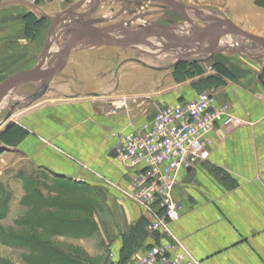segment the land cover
Here are the masks:
<instances>
[{
  "label": "crops",
  "instance_id": "obj_1",
  "mask_svg": "<svg viewBox=\"0 0 264 264\" xmlns=\"http://www.w3.org/2000/svg\"><path fill=\"white\" fill-rule=\"evenodd\" d=\"M231 1L245 28L264 38V0ZM54 2L0 0V86L40 65ZM86 51L59 60L49 68L56 69L51 77L18 86L13 94L25 105L12 115L25 131L21 154L41 171L80 178L100 193L106 215L92 220L96 232L67 239L83 251V264L129 263L154 241L143 210L104 181L123 187L130 181L129 168L111 155L118 142L111 133L140 128L161 107L192 100L204 89L217 106H229L230 117L212 133L209 156L179 173L175 197L183 213L171 229L202 264H264V88L256 65L240 57L207 85H196L198 78L163 81L150 69L138 88L127 72L109 71L105 59ZM144 95L150 100L140 102Z\"/></svg>",
  "mask_w": 264,
  "mask_h": 264
},
{
  "label": "rangeland",
  "instance_id": "obj_2",
  "mask_svg": "<svg viewBox=\"0 0 264 264\" xmlns=\"http://www.w3.org/2000/svg\"><path fill=\"white\" fill-rule=\"evenodd\" d=\"M236 3L229 0H57L48 5L51 35L45 48L56 51L44 52L40 64L53 62L71 44L91 39L89 34L82 35V31L101 32L96 38L114 36L128 40L122 29L126 28L140 39L141 48L107 43L93 46L86 53L105 59L109 71L115 74L127 72V79L137 80L138 88L146 83L150 69L156 70L163 81L170 79L177 84L198 78L196 85H207L226 74L227 64L243 57L256 65L259 75L264 67V46L240 33H228L214 46L188 50L177 45V39L183 45L190 38L192 29L201 38L228 23L257 36L236 15ZM127 91L132 93L133 88ZM7 95L0 105V264L50 263L47 246L51 243L63 254H75V251L83 264L87 262L83 251L67 239L96 232L98 227L90 222L106 215L100 193L80 178L41 171L32 159L21 154L19 134L25 131L13 121L14 116L4 125L1 123L9 114H17L25 103L18 104L19 95L12 91ZM142 98L140 102L150 100L145 95ZM39 254L43 257L39 258Z\"/></svg>",
  "mask_w": 264,
  "mask_h": 264
},
{
  "label": "built area",
  "instance_id": "obj_3",
  "mask_svg": "<svg viewBox=\"0 0 264 264\" xmlns=\"http://www.w3.org/2000/svg\"><path fill=\"white\" fill-rule=\"evenodd\" d=\"M17 1L35 6L57 0ZM229 117L228 105L217 106L214 94L202 91L192 100L161 107L140 128L111 133L118 141V159L129 168L130 181L126 187L104 181L143 210L146 231L154 240L141 255L119 264H202L171 229L183 213V204L175 197L178 175L209 156L212 133Z\"/></svg>",
  "mask_w": 264,
  "mask_h": 264
},
{
  "label": "water",
  "instance_id": "obj_4",
  "mask_svg": "<svg viewBox=\"0 0 264 264\" xmlns=\"http://www.w3.org/2000/svg\"><path fill=\"white\" fill-rule=\"evenodd\" d=\"M122 29L127 33L128 40L120 39V38H114V36H105L104 38H96L97 36H99V34L101 32L91 33L90 31H82L81 32L82 35L89 34L91 39H89L88 41L79 43V44L74 43V44H71V45L65 47L64 50H62L60 52L58 57L53 62L45 61L44 63L40 64L35 69L26 73L25 75L18 78L17 80L5 83L2 86H0V105L2 104V101H3L2 97L8 92H11V91L13 92L14 90H16V88L18 86H20L24 83L30 82V81L42 80V79L51 77L56 72V69L48 70V69H45V67L46 66H48V67H54L55 66L56 67L59 60L66 59L68 56H70L75 51L89 49L93 46H98V45L107 44V43L114 44V45H120V46H124V47H128V46L132 47V46L136 45L137 48H141L140 46H138L140 44V39L133 32L128 31L126 28H122ZM110 31H113V30H108V32H110ZM192 32H193V34L190 36V38L185 39L186 41L183 45L181 44L180 39L179 40L177 39V45H179L182 49H188V50H192L198 46H200V47L209 46V45L214 46V45H217L219 43L220 37L225 36L228 33L237 32V33H240L241 35L247 37L248 39L264 46V38L253 35L247 31L243 30L242 28H240L239 26H237L234 23L225 24V26L223 28L217 30L216 32H214L212 34L204 35L201 38H198L196 36V34H195L196 30L192 29ZM238 51H240V49H238ZM258 80L264 88V67L262 69V72L258 75ZM108 109H110V107H108ZM11 116L12 115L9 114L1 124L4 125L11 118ZM2 148H4V147H2ZM111 155L116 156L117 155L116 151L113 150Z\"/></svg>",
  "mask_w": 264,
  "mask_h": 264
},
{
  "label": "trees",
  "instance_id": "obj_5",
  "mask_svg": "<svg viewBox=\"0 0 264 264\" xmlns=\"http://www.w3.org/2000/svg\"><path fill=\"white\" fill-rule=\"evenodd\" d=\"M47 251L50 252L51 259H50V263H46V264H53V263L55 264H81V260H79V258L75 256L76 255L75 251H74L75 254H73L72 252H69V254L68 253L63 254V252L60 251L59 248L55 247L52 243H51V246H47ZM38 257L41 258L43 257V255L39 254ZM41 264H44V263H41Z\"/></svg>",
  "mask_w": 264,
  "mask_h": 264
},
{
  "label": "bare ground",
  "instance_id": "obj_6",
  "mask_svg": "<svg viewBox=\"0 0 264 264\" xmlns=\"http://www.w3.org/2000/svg\"><path fill=\"white\" fill-rule=\"evenodd\" d=\"M112 33H116V32L114 31V32H112ZM117 34H118V33H117ZM118 35H119V34H118ZM220 38H221V37H220ZM220 38H219V39H220ZM139 46H141V45H139Z\"/></svg>",
  "mask_w": 264,
  "mask_h": 264
}]
</instances>
